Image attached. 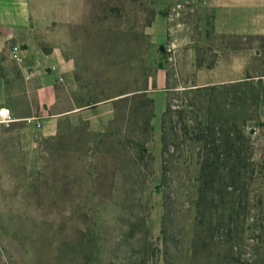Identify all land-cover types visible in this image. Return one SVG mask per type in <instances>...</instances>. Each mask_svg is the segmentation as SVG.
<instances>
[{
    "label": "rangeland",
    "instance_id": "374dc122",
    "mask_svg": "<svg viewBox=\"0 0 264 264\" xmlns=\"http://www.w3.org/2000/svg\"><path fill=\"white\" fill-rule=\"evenodd\" d=\"M84 2L66 27L75 70L55 78V132L12 110L0 123V264H264V35L212 32L201 0ZM157 14L178 24L172 60L169 35L147 33ZM214 47L251 56L240 80L198 87ZM159 91L162 114L149 96ZM34 105L30 92L18 108ZM202 166L222 178L205 198Z\"/></svg>",
    "mask_w": 264,
    "mask_h": 264
},
{
    "label": "crops",
    "instance_id": "0c3cea01",
    "mask_svg": "<svg viewBox=\"0 0 264 264\" xmlns=\"http://www.w3.org/2000/svg\"><path fill=\"white\" fill-rule=\"evenodd\" d=\"M201 1V8L209 14L212 32L241 40L253 35H264V0ZM192 10L193 6L188 4L187 11ZM84 14V0H0V105L9 106L18 113V118L32 116L42 119L40 126L44 135L55 132L59 117L65 111L54 109L57 103L55 78L58 75L72 78L75 70L73 57L67 55L69 40L66 27L78 24ZM168 25L169 21L163 14L153 18L147 27L153 43L165 42ZM178 39L177 56L181 54V40L178 42ZM186 42H192V39ZM13 44L21 48V62L11 57ZM187 47V51H194L192 43ZM211 52L214 53V60L208 67L203 62L196 68L192 76L194 85L224 84L242 78L251 48L231 49L223 54L214 47ZM50 64L57 67V72L47 71ZM165 80L161 68L157 73L158 85H164ZM30 92L34 96V111L25 113V109L19 110L18 107L25 97H29ZM160 92L149 93V96L152 98L153 111L162 114L166 100L165 93Z\"/></svg>",
    "mask_w": 264,
    "mask_h": 264
},
{
    "label": "built area",
    "instance_id": "2783aa9c",
    "mask_svg": "<svg viewBox=\"0 0 264 264\" xmlns=\"http://www.w3.org/2000/svg\"><path fill=\"white\" fill-rule=\"evenodd\" d=\"M177 7H180V4H177ZM178 10V9H176ZM176 13V12H175ZM179 11H177V14ZM169 20V27H167V34L169 35V38L167 39L166 45L164 47L165 54L168 60H172L175 51H176V38L174 37L175 33V28L177 27L178 24L176 22L173 23L175 20L173 16L169 15L167 18ZM11 57L14 61L16 62H21L22 61V56H21V48L18 44H13L11 47ZM54 69V67H53ZM15 118L11 112V109L8 106L5 105H0V123H9L14 121ZM24 120H27L28 122L31 121V118H24Z\"/></svg>",
    "mask_w": 264,
    "mask_h": 264
},
{
    "label": "trees",
    "instance_id": "16d2710c",
    "mask_svg": "<svg viewBox=\"0 0 264 264\" xmlns=\"http://www.w3.org/2000/svg\"><path fill=\"white\" fill-rule=\"evenodd\" d=\"M201 62H203V60H201ZM210 63H207L206 64V67L209 66ZM198 66H201V64H199ZM166 112L165 110L162 112L164 113ZM235 152V153H234ZM233 156H234V160L237 162V164H234L233 165V170L236 169V173L232 176L231 178V181L232 183H238L240 182V178L241 176L237 177L240 173V169H241V156H240V153H239V150H238V147H235V150L233 149ZM213 166V169H216L218 170L219 167H224V164L223 163H220L219 165H216L214 166V163H208L207 164V167H211ZM205 167H201L200 169V175H199V181H201V184L199 183V187H198V193H200V197L202 198H205L206 196L208 197V194L209 193H212V186L214 185V182L215 181H220V178L219 177V174L216 173V172H212V171H209V172H205L204 169ZM203 190H207L208 192H203ZM212 196V194H211Z\"/></svg>",
    "mask_w": 264,
    "mask_h": 264
}]
</instances>
